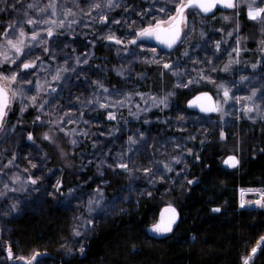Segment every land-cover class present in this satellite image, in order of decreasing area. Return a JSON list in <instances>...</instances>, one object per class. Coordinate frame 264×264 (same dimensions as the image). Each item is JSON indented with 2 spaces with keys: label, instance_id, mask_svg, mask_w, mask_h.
Returning <instances> with one entry per match:
<instances>
[{
  "label": "trees",
  "instance_id": "1",
  "mask_svg": "<svg viewBox=\"0 0 264 264\" xmlns=\"http://www.w3.org/2000/svg\"><path fill=\"white\" fill-rule=\"evenodd\" d=\"M246 1L198 15L183 42L168 52L156 49L168 57L161 63L149 51L156 47L130 42L166 21L180 0H0V41L23 31L15 42L23 41L21 55L32 60L38 55L28 47L37 43L43 56L70 34L79 48L77 68L88 77L73 87L79 92L47 108L48 83L71 74L56 71L32 101L15 100L7 111L0 142L8 129L17 140L8 136L0 148V170L14 190L5 198L28 199L30 186L53 178L48 200L0 218V264H26L34 254L32 264H241L264 235V206L238 205L240 189L264 192V20L246 17ZM184 59H191L185 80L164 67ZM200 92L215 99L216 114L187 108ZM227 156L236 167L223 166ZM18 166L33 171L24 173L25 182ZM86 192L115 203L88 221L76 248L75 211L58 199ZM164 205L174 206L179 220L172 234L157 239L150 229ZM251 264H264V244Z\"/></svg>",
  "mask_w": 264,
  "mask_h": 264
},
{
  "label": "rangeland",
  "instance_id": "2",
  "mask_svg": "<svg viewBox=\"0 0 264 264\" xmlns=\"http://www.w3.org/2000/svg\"><path fill=\"white\" fill-rule=\"evenodd\" d=\"M180 3H183V0H180V2L177 4L175 12L166 21H162L163 23L161 24L168 25V23L173 20L172 18L176 16L177 8L179 7ZM249 5H252L253 8L264 7V3H261L260 0L246 1L245 14L248 19L249 17L247 13L249 11V8H248ZM196 12L197 11L195 10H188L184 13V16H183L184 19L182 20V23H181V34H182L181 42H183L190 34H192L195 31V18L198 17V15L201 16L200 14H197L198 12L197 13ZM249 20H252V19H249ZM200 26H201V22H200ZM20 32L21 30H19V32L17 33H12L11 35H9V38L5 40V42L0 41V76L8 77L14 74L16 75L15 82H7L3 79H0L2 85L5 86L11 94L10 105L7 111L10 109L11 105L13 104L15 100H18L20 104L25 103L26 100L27 102L32 101L36 97L37 88L43 84L48 83L50 77L53 76L54 72L56 71L59 72L60 70H64V71L68 70V71H71L70 72L71 74L63 75L62 77H60V79L58 80L56 84H53L52 82L48 83V86H50L51 88L49 89V91H45V90L43 91V92H47L46 94L47 96L51 93L49 96V102H48L47 108L55 106L56 105L55 103L57 100L61 101V99L63 100L65 99L64 101H66L67 97L70 98L71 97L70 90L72 94L74 92L75 93L79 92L80 91L78 90L79 88L74 89L73 87L80 86L81 84H83L81 82H85V80H87L88 77L85 75L84 70H80L77 68V57H78L77 50L79 48L78 46L74 48L71 46L72 45L71 44L72 35L70 34L62 35L58 39L55 46H53L51 49L46 51V53L43 56H42L43 50L36 48V46H38L37 43L35 44L34 49L33 47H28V50H30L32 55H35V56L38 55V57L40 56L39 58L37 57V58H33L32 60H29L27 56L29 53L27 54L23 53L21 55V53H17L14 49H12L7 44L8 40H12L14 43H17L15 42V40L17 41L18 37L20 36ZM213 40H214L213 37L206 38V42L201 44V47H200L201 48V52H200L201 59L203 58V56H206L208 54L207 45H209V43L212 44ZM19 46L22 48V45H19ZM139 49H141L142 52H145L144 47L139 46ZM156 49L158 50V48H153L152 50H149V51L157 53L156 54L157 59L161 63L164 62L168 58L167 55L161 54ZM194 51L195 49L193 50V52ZM5 53L7 54L8 57L14 59L15 63H12L11 59L5 62V57H4ZM17 56L19 57L18 59H17ZM24 56H27V57L23 59ZM193 58H197V57H195L194 55L192 59ZM263 58H264V55H263ZM190 60L191 59H187V60L184 59L179 62L178 61L170 62L172 64V67H171V64H168L169 67L167 68L171 70L170 71L171 73L178 72V78L180 80H185L187 78L185 67H186L187 61H190ZM202 62H205L208 65H210L209 68L211 69L213 68V62L210 59H204ZM22 63H31V64H34L35 66L28 68L26 70H21ZM91 73L92 72H90L89 74ZM82 77H83V80H82ZM13 92L16 93L15 96H13ZM43 113L47 114L45 110H43ZM187 116L189 118H186V119L193 118L194 120V116H191V115H187ZM198 120H199V117L195 116V121L197 122ZM200 126L204 128V127H208V124L205 122H202ZM195 130L197 131V133H199V131L197 130L196 123H195ZM16 134L17 133L13 129L11 130L8 129L7 131H5V133L3 134L1 138L0 148L3 147L4 140L8 136L9 137L12 136L14 140H17ZM31 150L32 148L29 147L27 150H24V152H22V155L26 154L25 153L26 151H31ZM27 155L30 156V153H27ZM19 169L23 172L21 173L20 177L22 181L25 182L26 178L24 176V173L26 176H28V175H31L33 171L27 172L18 166V170ZM31 169H33L35 173L38 172L40 174L41 172L40 168L37 165H33V167H30V170ZM6 175L7 173L4 174V171L0 170V218L1 220L4 219L5 221L7 220L6 218L11 217L10 214L12 213V208H15L18 212H22L24 210H30L32 208L38 207L39 204L44 203L45 200H48L47 192L49 191L50 184H51V179L49 180V178H53V176L46 177L47 180L42 182L40 185L35 184L34 186H30V189L32 191L28 192V196H29L28 199L21 198L19 196L17 197L13 196L7 200L5 196L9 194L12 195L14 190L11 187V185L8 183L9 179H7ZM128 192L129 191L122 192L123 194L120 195L119 199L120 198L125 199L127 197L126 193ZM85 200L89 201L88 205L90 206V208L84 211V210H81L80 208H81L82 202H84ZM58 202L59 203L61 202V204L65 205V207L67 208H73L75 211V218H76L75 226H74L75 230H74L71 243L76 248H79L82 245L83 237L81 236V239H79V237L82 231L86 228V226H88L87 225V223L89 224L88 221L93 219L95 215L106 212L108 209L113 207L115 203L113 199L104 200L99 196L89 195L88 192L84 193L83 195L77 194L74 196L71 195V196L62 197L58 199ZM263 204H264V201H262V203H260L258 207H261V205ZM262 238H264V235L256 242L254 246V247H257V245L260 244V247L258 248L256 254L258 253V251L260 250L263 244L261 243ZM252 249L246 255L243 256V258L241 259V264H244L245 259H247L249 256L252 255ZM3 250L6 251L7 258L9 259L13 258L12 254H11V258L9 257V252H7L5 248H3ZM256 254L252 256L251 260H249V264H251ZM37 257L38 256H36V259ZM31 258L28 260H31ZM24 262L26 263V261Z\"/></svg>",
  "mask_w": 264,
  "mask_h": 264
},
{
  "label": "water",
  "instance_id": "3",
  "mask_svg": "<svg viewBox=\"0 0 264 264\" xmlns=\"http://www.w3.org/2000/svg\"><path fill=\"white\" fill-rule=\"evenodd\" d=\"M187 2H188V0H183V3L186 4ZM232 2L234 3V0H232ZM228 9H230V8L223 7L219 3H217L216 6L211 11H209L207 13L201 11L199 8L186 7L184 9L183 15L187 10H196L201 16L208 17V16H211L212 14H214L218 10L225 11ZM175 17L177 18L176 20H172L171 23L166 25V26L161 25L160 29L158 30L161 39L165 40L166 43H160L155 38V36H153V37H140V36H138L135 39H133L130 42V44H135L138 42H144V43H147V44H150L152 46L157 47L161 51H166V52L170 51L171 49H173L178 44V42L180 41L181 36H182V34H181V22H182V20L177 15V13H176ZM177 31H178V36H177ZM133 41H135V43H133ZM168 43H171L172 46L169 47ZM0 87H5L2 85L1 81H0ZM7 91H8V97H9V105H10L11 94H10L8 89H7ZM186 105H187V108L189 110L196 112L198 114H201L203 116H211V115H214L218 112V106H217L215 99L207 92H200V93L193 95L187 101ZM232 158H234L235 161H237L234 156H227L224 159L223 166L225 168H227V169L234 168L233 166H231ZM178 220H179V214H178L177 209L174 206H172V205L162 206L159 210V213H158L157 222L150 229L151 236L154 238H157V239L168 237L174 231V229L178 223ZM157 225H160L161 228H166V227L170 226L171 231H166V232H154V231H152V229Z\"/></svg>",
  "mask_w": 264,
  "mask_h": 264
},
{
  "label": "snow or ice",
  "instance_id": "4",
  "mask_svg": "<svg viewBox=\"0 0 264 264\" xmlns=\"http://www.w3.org/2000/svg\"><path fill=\"white\" fill-rule=\"evenodd\" d=\"M260 2L264 3V0H260ZM217 3L221 4V6L226 7V8H233L234 7V4H233L232 0H188V2L186 4L185 3H180L179 7L177 8V15L180 17L181 20H183L184 19L183 12H184V9L186 7L199 8L201 11L207 13V12L211 11L216 6ZM109 6H111V5H109ZM29 7H31V5H29ZM248 8H249V11H248L247 14H248L249 19H252V20H257V19L264 20V7L253 8L252 5H249ZM172 19L176 20L177 18L173 17ZM225 19H227V17H225ZM29 23L31 24V23H34V22L30 20ZM161 23H163V22H158L155 26H150L149 28L142 30L139 33V36L140 37H153V36H155V38L160 43H166L165 40L161 39L159 31H158L160 29ZM48 34L51 35V31H49ZM5 35H7V33H5ZM20 35L24 36L25 33L23 31H21ZM177 36H178V31H177ZM36 38H37L36 36L32 37L33 40H35ZM116 42L119 43V41H116ZM133 43H135V41H133ZM7 44L12 49H14L17 53H22V48L19 46V45L23 44L22 40L18 41L17 43H14L12 40H8ZM168 46L171 47L172 44L168 43ZM4 57H5V62H7V61H9L11 59L12 63H15V60L10 58V57H8L6 53L4 54ZM18 58L19 57L17 56V59ZM34 66H35L34 64L22 63V69L21 70H26V69L34 67ZM164 67L167 68V67H169V65L165 64ZM0 79H3L5 81H7V82H15L16 75L14 74V75H11V76H8V77L0 76ZM15 95H16V93L13 92V96H15ZM227 95H228V93L225 92V96L226 97H227ZM253 95H255V93H253ZM8 106H9V97H8L7 88L6 87H0V128H2L3 125H4V119H5L6 115H7ZM47 138L48 137L45 136V139H47ZM28 139L29 140L32 139L31 135H29ZM237 163H238V161H235V159L232 158L231 166L235 167ZM123 167L126 168L127 166L123 165ZM32 183H35V181H32ZM257 203H259V202H257ZM243 206L244 205L242 203L241 207H243ZM261 206H264V205H261ZM213 211L218 212L219 209H213ZM152 231H154V232L171 231V227L168 226L166 228H161L160 225H157V226H155L152 229ZM261 243H264V238H262ZM259 247H260V244H258L257 247H254L252 249V255L249 256L247 259H245L244 264H249V260H251L252 256H254L256 254V252H257ZM81 251H83V249H81ZM37 255L38 254H34L32 256V258H31V260H26V264H32V262L36 260V256ZM9 257L11 258V251L10 250H9ZM21 259H23V258H21Z\"/></svg>",
  "mask_w": 264,
  "mask_h": 264
},
{
  "label": "built area",
  "instance_id": "5",
  "mask_svg": "<svg viewBox=\"0 0 264 264\" xmlns=\"http://www.w3.org/2000/svg\"><path fill=\"white\" fill-rule=\"evenodd\" d=\"M263 194L261 193H250L243 191L242 192V203L244 206H251L260 202L263 198Z\"/></svg>",
  "mask_w": 264,
  "mask_h": 264
}]
</instances>
